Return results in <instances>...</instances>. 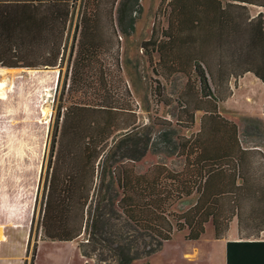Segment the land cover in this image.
<instances>
[{
  "label": "trees",
  "instance_id": "obj_1",
  "mask_svg": "<svg viewBox=\"0 0 264 264\" xmlns=\"http://www.w3.org/2000/svg\"><path fill=\"white\" fill-rule=\"evenodd\" d=\"M77 4L78 0H0V66L32 72L61 68ZM169 5L167 27L160 33L154 28L143 46L153 64L159 54L156 73H184L188 78L189 99L178 122L181 132L159 135L167 142V150L160 152L181 157L184 167L172 168L159 160L139 170L138 162L152 150L148 136L135 142L136 154L110 163L116 135L138 125L121 126L119 108L105 101L111 98L112 83L106 58L115 38L136 31L141 0H82L70 82L64 88L68 99L58 117L49 166L44 238L72 241L85 220L87 228L109 212L120 214L152 237L144 250L117 246L118 264H133L160 250L176 229L186 231L187 240H198L210 222L215 236L224 238L237 218L243 238L227 242V264H264V240L256 238L264 231L262 144H249L239 124L223 116L218 105L233 94L232 81L237 86L248 72L264 83V11L252 16L249 10L250 5L264 9V0H169ZM223 81L229 90L222 98L217 88ZM23 85L31 90L35 83ZM11 90L18 92L15 86ZM261 119L264 123V108ZM189 129L192 133L186 134ZM191 197L188 209H172ZM2 210L0 204V226L30 223L9 215L3 221Z\"/></svg>",
  "mask_w": 264,
  "mask_h": 264
},
{
  "label": "rangeland",
  "instance_id": "obj_2",
  "mask_svg": "<svg viewBox=\"0 0 264 264\" xmlns=\"http://www.w3.org/2000/svg\"><path fill=\"white\" fill-rule=\"evenodd\" d=\"M81 3L82 0H78L74 9L67 50L61 68L39 72L17 68L13 72H0V82L6 86V97H8L7 103L4 101L6 97H0V204L3 209V221H6L8 215L9 218L17 217L30 221L29 224L0 226V233L7 226L8 229L5 230H19L24 236L28 232L31 233L27 264H32L40 240L45 239L42 218L46 186L51 172L49 166L58 117L61 110L64 112L68 99L64 88L65 86L68 88L70 82L69 63L80 20ZM249 10L252 16L264 11L263 8L255 5H250ZM169 13V0H141L137 12L136 31L128 36L123 34L115 38L114 46L107 55V68L112 83L108 85L111 98L105 101L116 104L119 108L118 121L121 126L134 127L136 122L138 125L136 130L123 129L116 135L118 143L112 154L114 156H110V159L112 157L115 159H111L110 163L122 162L126 158L124 154L127 156L136 154L138 147L135 142L139 138L148 136L152 140L150 144L152 152L150 151L144 160L138 162L139 170L144 171L150 164L159 160L166 161L172 168L184 167V160L181 157L170 156L171 152H160L167 150L165 144L167 142L161 140L159 135L166 131L181 132L178 122H181L179 120L184 114L182 105H186L189 99L186 94L188 78L184 73L166 74V77L156 73L154 66L159 60V54L155 53L153 64L143 46V43L151 38L154 28L160 33L167 27ZM118 33L120 34V31ZM228 60L231 58L229 57ZM0 69L3 67L0 66ZM160 69L164 71V68L160 67ZM254 77L252 74L248 75L236 96L228 102L226 101L229 98L221 100L218 105L223 116L239 124L241 131L246 133L244 137L249 144L264 145V123L261 119L264 84ZM26 81L35 83L31 90L24 89L23 84ZM223 83L225 86V81ZM234 84L233 82L232 86ZM14 86L18 90L17 93L11 90ZM224 86L217 88V95L222 98L229 90L226 86L224 90ZM247 99L251 103H248ZM198 126L199 120L196 127ZM133 129L135 130L133 133L126 135ZM185 132L192 133L190 129ZM169 147L168 150L171 151L172 148ZM13 150L17 151L13 152ZM20 185L24 188L20 189ZM193 200L194 198L191 197L178 201L172 209L182 212L190 207ZM86 222L87 220L77 238L66 241L74 242L78 246L83 258L81 262L80 257L75 254L69 261L67 260L66 249L69 245L66 243L61 245L65 248L60 249H50L52 246L46 244L40 264H48V257L52 255L56 264H84L86 259H91L93 264H118L117 246H131L134 252L144 250L152 240L150 235L130 225L120 214L109 212L100 222L87 228ZM12 226H20V229H14ZM184 233L186 234V231L176 229L173 238L166 241L160 250L148 257L135 260L133 264H146L147 261L151 264H185L180 259V251L186 246L183 241ZM0 262L3 260L0 259Z\"/></svg>",
  "mask_w": 264,
  "mask_h": 264
},
{
  "label": "crops",
  "instance_id": "obj_3",
  "mask_svg": "<svg viewBox=\"0 0 264 264\" xmlns=\"http://www.w3.org/2000/svg\"><path fill=\"white\" fill-rule=\"evenodd\" d=\"M251 74L254 75L253 73L248 72L239 79L238 85L233 86V90H234L233 94L229 97V99L226 102L232 100L236 96L245 78ZM256 78L257 80H260L258 77ZM233 82L234 81H232V84ZM247 102L251 103L249 99H247ZM262 107L264 108V103ZM244 109L251 110L248 108H244ZM259 148L262 149V151L264 152V145H261ZM12 227H14V229H20L19 228L20 226H12ZM5 229H8V226L4 227L0 233V254H1L0 259L3 260V262H0V264H25V260L29 251L31 233L28 232L24 236V234L19 230L9 231ZM242 238L243 236L240 234L239 223L237 218L233 219V221L231 222L229 231L227 232L224 238H217L215 236L214 226L211 223H209L207 224L206 232L198 240H187L185 238V233H184L185 240L183 241L186 246L184 249H181L180 251V259L185 264H227V242L230 240H240ZM256 238L264 240V231L261 233L259 237ZM66 243H68L69 245L68 248L66 249L68 253L67 260L69 261L72 258V256H74L75 254L80 257V262H81L83 259L82 255L79 251L78 246H76L74 242H60V241H54L48 239H41L39 242L38 251L34 260V264H40V261L42 259V251L45 248L44 246L46 244H50L52 246L50 249L52 248L60 249V248H65V246H61V245ZM54 258L55 257L53 255L51 257H48L49 259L48 264H56Z\"/></svg>",
  "mask_w": 264,
  "mask_h": 264
},
{
  "label": "bare ground",
  "instance_id": "obj_4",
  "mask_svg": "<svg viewBox=\"0 0 264 264\" xmlns=\"http://www.w3.org/2000/svg\"><path fill=\"white\" fill-rule=\"evenodd\" d=\"M15 70H17V69H14V68H3V69H0V72L1 71H4V72H6V71L7 72H11L12 71L13 72ZM5 91H6V86L4 85V83L0 82V97L4 95ZM46 97H47V95H46ZM44 111L46 112V110H44Z\"/></svg>",
  "mask_w": 264,
  "mask_h": 264
},
{
  "label": "built area",
  "instance_id": "obj_5",
  "mask_svg": "<svg viewBox=\"0 0 264 264\" xmlns=\"http://www.w3.org/2000/svg\"><path fill=\"white\" fill-rule=\"evenodd\" d=\"M84 264H93L92 260L91 259H86Z\"/></svg>",
  "mask_w": 264,
  "mask_h": 264
}]
</instances>
